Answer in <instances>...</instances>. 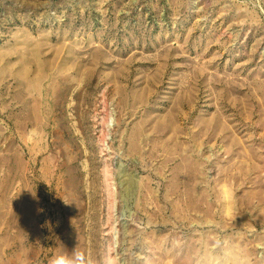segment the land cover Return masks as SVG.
Returning <instances> with one entry per match:
<instances>
[{
  "label": "rangeland",
  "instance_id": "374dc122",
  "mask_svg": "<svg viewBox=\"0 0 264 264\" xmlns=\"http://www.w3.org/2000/svg\"><path fill=\"white\" fill-rule=\"evenodd\" d=\"M264 264V0H0V264Z\"/></svg>",
  "mask_w": 264,
  "mask_h": 264
},
{
  "label": "clouds",
  "instance_id": "9594fccd",
  "mask_svg": "<svg viewBox=\"0 0 264 264\" xmlns=\"http://www.w3.org/2000/svg\"><path fill=\"white\" fill-rule=\"evenodd\" d=\"M49 264H80L79 260H71L65 256H58L49 261Z\"/></svg>",
  "mask_w": 264,
  "mask_h": 264
}]
</instances>
